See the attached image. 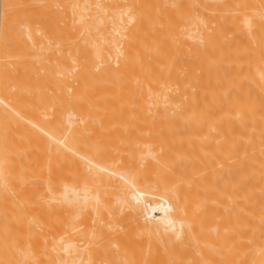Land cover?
<instances>
[{"label": "bare ground", "instance_id": "6f19581e", "mask_svg": "<svg viewBox=\"0 0 264 264\" xmlns=\"http://www.w3.org/2000/svg\"><path fill=\"white\" fill-rule=\"evenodd\" d=\"M0 264H264V0H0Z\"/></svg>", "mask_w": 264, "mask_h": 264}]
</instances>
